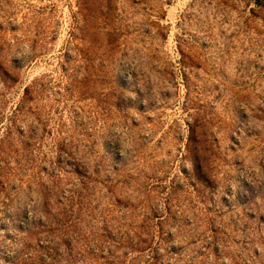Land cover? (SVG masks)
Instances as JSON below:
<instances>
[{
	"label": "rangeland",
	"instance_id": "obj_1",
	"mask_svg": "<svg viewBox=\"0 0 264 264\" xmlns=\"http://www.w3.org/2000/svg\"><path fill=\"white\" fill-rule=\"evenodd\" d=\"M0 264H264V0H0Z\"/></svg>",
	"mask_w": 264,
	"mask_h": 264
},
{
	"label": "clouds",
	"instance_id": "obj_2",
	"mask_svg": "<svg viewBox=\"0 0 264 264\" xmlns=\"http://www.w3.org/2000/svg\"><path fill=\"white\" fill-rule=\"evenodd\" d=\"M25 48H27L28 47V45L27 44H25V45H23ZM16 56H17V58H20L19 57V54H16ZM119 132H120V140L121 141H127L128 140V138H129V133H128V131H127V129H119ZM126 146H128V145H126Z\"/></svg>",
	"mask_w": 264,
	"mask_h": 264
}]
</instances>
